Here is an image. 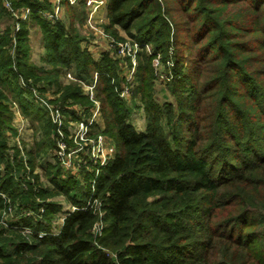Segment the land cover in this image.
<instances>
[{
    "label": "trees",
    "instance_id": "1",
    "mask_svg": "<svg viewBox=\"0 0 264 264\" xmlns=\"http://www.w3.org/2000/svg\"><path fill=\"white\" fill-rule=\"evenodd\" d=\"M166 1L108 0L107 32L120 27L166 59L171 45L188 52L179 48L174 54L166 88L175 102L162 104L154 96L153 57L142 53L132 84V99L146 120L139 131L116 90L111 57L92 59L72 27L40 15L51 8L48 0H0V22L12 20L0 32V83L11 92L0 85V192L9 198L0 196V264H264V0H170L179 20ZM32 24L40 29L50 69L30 62ZM182 31L187 36L176 34ZM61 69L79 77L98 74L94 97L104 126L93 122L88 133L106 135L117 152L101 168L93 191L74 175L63 179L58 157L34 172L48 144L56 147L59 132L34 95L35 84L23 87L18 78L50 82ZM55 84V104H92L76 82ZM13 99L41 138L29 150L14 140L10 157L6 132L17 133ZM63 111L77 118L72 109ZM17 168L22 173L16 178ZM42 174L50 188L40 184ZM73 189L81 198L72 196ZM22 194L35 214L5 226L8 203ZM90 194L98 203L86 206ZM56 196L85 209L68 212L54 233L51 222L61 209ZM96 220L104 227L93 236Z\"/></svg>",
    "mask_w": 264,
    "mask_h": 264
},
{
    "label": "rangeland",
    "instance_id": "2",
    "mask_svg": "<svg viewBox=\"0 0 264 264\" xmlns=\"http://www.w3.org/2000/svg\"><path fill=\"white\" fill-rule=\"evenodd\" d=\"M48 1L51 4V8L44 10V11L40 10V15L42 16L51 14L54 10V1L53 0H48ZM66 2H67L66 0L65 1L62 0L61 2H59V4L57 3L60 8L58 11L57 19L60 21L61 20L60 15H64V18L66 16V19L63 20V22L64 24L67 22L65 25L69 23L67 25V29H69L70 27L74 28L73 30L77 34V37L79 38L78 39L79 45L81 46L82 49L86 50L90 54V57L92 59L100 60L104 56H107V57H111L116 62L117 82L115 83V87H116V90L118 91L120 98L124 100L126 104L128 105V107L130 108V116H129L130 118L129 119L132 124L134 122L135 125L134 124L133 125L135 126L136 130H139L140 128L145 127L146 125V120H145L144 114H142L143 111H142V108L139 106L138 100L136 98L135 100L132 99V88H133L132 84H135L134 74L136 72L138 61L139 59L142 58L143 52L153 57L151 61V66L153 68V74L155 75L153 89H154V96L155 98H157L158 103L162 104L163 102H166V101L175 102L174 96L166 88V80L169 79L170 77L169 74L172 75V71L174 67V61H173L174 54L178 53V49L183 48V55L187 56L188 52L185 51L186 49L184 46L179 47V46L171 45L168 50V58L166 59L164 54H162V52L160 51L154 50V52L155 51L156 52L152 54L153 49H152V46H150L149 44H146L145 49H144V46L142 45L143 49H141L140 53H136L135 64L132 65V62L129 59V57H125L124 60H121L122 58L120 56H115V54L118 53L119 50L121 51V46H123V44H128L129 46H132L130 36H128L124 32L123 29H121L120 27H117L116 31L113 34L117 35L121 40H116L113 34L104 30L103 25L104 24L107 25L109 21H106V18L104 17V15L100 14L99 12L101 9H104V6L106 5V3L103 7L98 8L97 11L94 12L93 17L90 19V22L87 23L88 12H89V9L91 10V8L87 7L86 0H81L75 3L76 4L75 6H77V8L74 9L76 13H74L72 9H69V6L71 5L67 4ZM107 5H108V0H107ZM164 5L166 7L169 5L172 8L170 11L171 12L170 14L173 15L174 19H177V20L180 19L178 12H176V10L173 9V7L171 6L170 0H167L166 4ZM81 12L83 13L82 16H81L82 14ZM25 14L26 13L24 12V10H22L20 11L19 15L21 16V18H25L27 16L26 15L24 17ZM77 16L83 17L84 23H83V19H79V17L77 19ZM74 17H76V19ZM44 18L46 17L44 16ZM11 21L12 20L9 17L8 18L6 17L5 19H3L0 22V32L7 24H10ZM48 21L51 23H54L57 20L55 21L48 20ZM82 23L84 24V26ZM17 28L18 27L16 26L15 30H17ZM29 30L30 31H28V44L30 43L31 45L30 62L36 66H42V67H45L46 69H50L51 65H49L46 62V60H44V48H43L42 34L40 32L38 25L37 24L30 25ZM172 34H173V31L171 32V36H170L171 39L173 36ZM176 34H180L179 36H182V37L187 36V32H184V31L177 32ZM181 34H184V35H181ZM164 57H165V60H163ZM159 61L161 64H159ZM60 71L61 72H59L58 75H55V76L52 75L50 77V79L52 80L50 82H46L44 81V79H42L41 81L35 82L32 80V78H27V80L23 79L22 77L18 78L19 79L18 82L21 83L23 87H25V84H28L32 88V85L35 84V87H33L35 90H33V92H34V95H38L39 97L38 102L44 107V109L47 110V112L50 111L49 108L52 109V112H53L52 117L50 115V112H49V115L52 121L56 123L57 131L59 132V135L56 137V142L59 141L60 143L63 138H65L68 142H70V144L68 143L66 144V149L63 150L62 152L61 150H59L60 144H56V147H54L51 144H48L47 142L48 140H46V143L48 144L47 151L45 153H41L39 158H37V166L35 167L34 172L42 173L45 166L48 163H55L56 157H58V160L60 161V164L62 166V171L64 172L62 176L63 179H66L69 175H74L73 177L77 179V181L79 182L81 186H83V188H85L84 186H89L90 190L93 191L96 181H97V177L99 176V173L101 171L100 168H97L96 165L91 160V158L95 160L97 159V156H100V153L99 154L91 153V150L94 149V142L97 140L98 136L100 135L102 136L104 143L107 141L110 143V145H113L114 147L115 145L111 142V140L106 135L102 133L94 134V136L88 133L91 131L94 132L93 131L94 129L91 127V125H93V122H90L91 120H94V108H95L94 88H93V98L90 99L89 96H87L84 93L85 86H83V84H80V83L83 82L84 85H89L92 81L94 82V72H93V76L90 78L86 76L79 77L75 73V71L72 69H65V70L61 69ZM67 73H71L73 76H75L76 80H73L72 78L66 76ZM55 80H57V83L59 84H68L69 82H76L80 88H84L82 91L88 97V99L92 101V104L91 105H87V104L81 105L80 103L70 104L69 103L70 101H68V103L64 106H61L60 104H55L56 103L55 99L58 96V93L55 91V89L57 88L55 84ZM0 85L4 88L7 94L11 96V92L8 90L7 85L5 84L4 80L1 81ZM128 89H129V92H128ZM10 108L14 112V115H15L14 117H16L14 119L13 124H16L22 127L20 130V133L16 135H14L12 132H6V136H7L6 151L11 157L14 153V146H13L14 140L16 139L22 140V142L25 143L24 148L26 150H29L30 145L34 141H37L38 139L41 138V133L40 131L34 132L33 126H31V124L29 123L27 119L22 118L19 112L17 114L16 112L17 109H15L13 105L10 104ZM56 109L58 113L54 112V110ZM63 109H67V110L72 109V111H74V114L77 116V118L74 119L73 113L65 112L63 111ZM83 112H86V114H84ZM70 116H72V118H70ZM95 119L98 125L101 126L100 128H102L104 124L101 119V116L98 115L95 117ZM58 121H59V124H58ZM33 123L36 124L35 121ZM97 123H95V126H98ZM83 125H85L87 129V133H84L81 131L83 130ZM163 125H164V129L168 131L169 129L167 125L165 124V122H163ZM14 131L16 132V130ZM64 132H67L66 135L64 134ZM74 136L78 138H80L81 136H84V138H86L87 140L80 141L79 139H74L73 138ZM77 143L78 145H76ZM23 155L25 158V162L22 159L23 158L22 154H21V160L26 166L28 158L26 154H23ZM4 169H5L4 164L1 163L0 164L1 172ZM95 170L96 171L98 170V173L96 176L94 174ZM21 173L22 171H20L18 168L15 169L14 171V175L16 178ZM39 182L42 185V187H45V188L51 187L48 184V181L43 174L39 178ZM17 185L19 186V188L21 187V185L19 184ZM71 194L75 198H81L80 190L73 189ZM0 196L3 197L6 201L8 200L7 202H9V198L6 196L4 192H0ZM54 199L57 200L61 204L60 205L61 209L56 211L55 218L51 222V227H52L51 231L55 233L61 227V224L65 218V212L63 211L67 210V212H70L69 209H71L72 207H76L77 205L64 200L62 197L56 196ZM93 199H95V201H92ZM93 202L96 205L98 203V200L96 197L93 196V194H90L88 201L86 202V206H87V203L92 204ZM80 207H85V206H80ZM80 207L77 206V209H75V211L84 210V208L80 209ZM6 210L9 212L4 215L3 219L7 220L8 224L18 221V219L24 214H35L34 212L36 211V209L30 206L26 197L23 194L16 199V202L13 205L8 203ZM99 212L100 214L103 213L102 210H100ZM93 225H94V222L90 228V231L92 232L94 236ZM103 227H104V224L102 222V228ZM255 228L256 227H252L251 230H254ZM27 230L28 228H23L22 231L25 232ZM24 234H28V233H24ZM41 234H45V232H42ZM261 244H264V239H261Z\"/></svg>",
    "mask_w": 264,
    "mask_h": 264
},
{
    "label": "built area",
    "instance_id": "3",
    "mask_svg": "<svg viewBox=\"0 0 264 264\" xmlns=\"http://www.w3.org/2000/svg\"><path fill=\"white\" fill-rule=\"evenodd\" d=\"M53 1H54V10H53V12L51 14L43 15L48 20H50V21L58 20L57 19V16H58V11L60 9L59 6H58V4L62 0H53ZM66 1H67L66 2L67 4H70L71 6H75L76 5L75 3H77L78 1H81V0H66ZM105 3L107 4V0H86L87 7L91 8V10L88 8L89 9V12H88V16H87V23L90 22V19L93 17L94 12H96L98 8L103 7L105 5ZM6 6H8V4H6ZM24 12L26 13L24 15V17H25L27 15V13L29 12V9L28 8H25L24 9ZM131 44H132V46H129L128 44H123V46H121V51L119 50V52L116 53L115 56H120L122 58L121 60H124L125 57H129V59L132 62V65H134L135 64V55H136V53H140L141 49H143V46H142V44L137 43L135 41H131ZM145 48H146V45H144V49ZM159 64H161L160 61H159ZM154 70H155V68H154ZM97 75L98 74L95 72V74H94V82L92 81L89 85H84L83 82L80 83L78 81L80 84H83V86H85V89L86 90L84 88H82V89H84V93L87 96H89L90 99L93 98V88H94V95H95V90H96V87H97V84H96L97 83ZM66 76L72 78L73 80H76V77L73 76L71 73H67ZM169 76H170L169 77V79H170L172 77V75L169 74ZM165 79H166V77H165ZM78 80H80V79H78ZM128 92H129V89H128ZM126 94H127V92H126ZM11 104L14 106L16 104L15 100H13L11 102ZM94 105H95V108H94V120H91L90 122H94V124H95V123H97L95 117L98 116V115H101L100 114V106H99L98 101L95 100V97H94ZM14 108H15V106H14ZM49 110H50L49 111L50 112V115L52 117V114H53L52 109L49 108ZM16 112L18 114V111L17 110H16ZM54 112L55 113H58L57 109L54 110ZM15 118L16 117L13 118V122H14V119ZM70 118H72V116H70ZM58 124H59V121H58ZM97 125H98V123H97ZM15 127H16L15 129H16V132H17L16 134H19L22 127H20V126H18L16 124H15ZM81 131L84 132V133L87 132V129H86L85 125H83V130H81ZM84 133H83V135H84ZM73 138L74 139H79L80 141L87 140L86 138H84V136H81L80 138L74 136ZM18 140L19 139H16L17 142H18ZM57 144H60L59 145V150H61L62 152H63V150L66 149V141H65L64 138L61 140L60 143H59V141H57ZM64 144H65V146H64ZM76 145H78V143ZM19 147H21V146H19ZM116 152L117 151H116L115 147L113 145H110V143L107 142V141L104 143V140H103L102 136L99 135L98 138H97V140L94 142V149L91 150V153L92 154L93 153H97V154L100 153V156H97V159H95V160L91 158V160L96 165V167L97 168H100V170H101L102 167L106 166L109 162H111L115 158ZM22 156H23L22 159L25 162L24 155L22 154ZM98 170L97 171L95 170V172H94L95 176L97 175ZM92 201H95V199H93ZM88 204L89 203H87V205ZM92 204H95V203L93 202ZM72 206H74V205H72ZM81 208H84L85 209V207H80V209ZM75 209H77V206L76 207H72L71 209H69V211L72 212V211H75ZM42 211H43V209L41 208L40 209V212H42ZM63 212H65V216L68 213L67 210H64ZM99 215H101L100 212H99ZM3 224L6 226L7 225V220L3 219ZM93 227H94V230H93L94 235H99L100 234V231L102 229V222H101V220H96L94 222ZM24 233H30V229L28 228V230L25 231Z\"/></svg>",
    "mask_w": 264,
    "mask_h": 264
},
{
    "label": "crops",
    "instance_id": "4",
    "mask_svg": "<svg viewBox=\"0 0 264 264\" xmlns=\"http://www.w3.org/2000/svg\"><path fill=\"white\" fill-rule=\"evenodd\" d=\"M65 6V5H64ZM77 8V6H69V9H72V11H74V13H76V11L74 10V9H76ZM24 10V9H23ZM22 11V10H21ZM62 11V10H61ZM107 11H108V5L106 4L105 6H104V9H101L100 10V14H102V15H104V17L106 18V21H109L108 20V13H107ZM78 17H79V19H80V16H77V19H78ZM85 17V16H84ZM75 19H76V17H74ZM60 21H62L63 22V20H65L66 19V16H65V18H64V15H60ZM64 23V22H63ZM67 23V22H66ZM65 23V24H66ZM83 23H84V18H83ZM82 23V24H83ZM69 24V23H68ZM67 24V25H68ZM66 25V26H67ZM106 24H104L103 26H105ZM83 26H84V24H83ZM74 29V28H73ZM30 31V30H29ZM39 36V35H38ZM29 46H30V49H31V45H30V43H29ZM143 114V113H142ZM133 122V121H132ZM133 124H134V122H133ZM135 125V124H134ZM14 126V130H16L15 128V124L13 125ZM144 129H145V127H142V128H140L139 129V131H144Z\"/></svg>",
    "mask_w": 264,
    "mask_h": 264
}]
</instances>
